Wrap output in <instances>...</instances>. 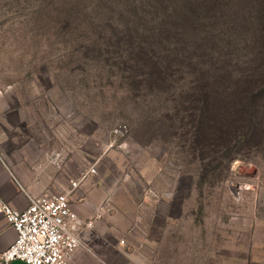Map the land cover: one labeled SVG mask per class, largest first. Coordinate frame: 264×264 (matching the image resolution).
I'll return each instance as SVG.
<instances>
[{"label": "rangeland", "instance_id": "obj_1", "mask_svg": "<svg viewBox=\"0 0 264 264\" xmlns=\"http://www.w3.org/2000/svg\"><path fill=\"white\" fill-rule=\"evenodd\" d=\"M136 1L0 0V91L33 111L23 123L42 120L21 131L51 139L58 130L66 166L77 158L79 174L93 165L102 187L121 190L128 235L174 238L162 252L177 258L190 236L256 237L264 264V150L229 162L193 151L189 104L174 109L194 78L191 63H164L157 78V63H128L118 46ZM120 123L129 128L123 146L106 148Z\"/></svg>", "mask_w": 264, "mask_h": 264}, {"label": "trees", "instance_id": "obj_2", "mask_svg": "<svg viewBox=\"0 0 264 264\" xmlns=\"http://www.w3.org/2000/svg\"><path fill=\"white\" fill-rule=\"evenodd\" d=\"M136 2L118 46L128 63H157V78L191 63L174 109L189 104L193 151L229 162L264 150V0Z\"/></svg>", "mask_w": 264, "mask_h": 264}, {"label": "crops", "instance_id": "obj_3", "mask_svg": "<svg viewBox=\"0 0 264 264\" xmlns=\"http://www.w3.org/2000/svg\"><path fill=\"white\" fill-rule=\"evenodd\" d=\"M23 112L31 115L33 111L17 108L15 92L0 91V197L12 209L22 211L28 206L29 197L59 192L69 187L70 180H79L70 203L79 219L77 233L82 245L65 264H162V259L166 262L163 264H241L242 260L256 264V237L190 236L183 256L177 258L175 250L162 252L164 240L173 244L174 238L143 231L128 235L129 220L122 213L128 208L120 198L121 190L102 187L95 175L81 179L82 174L74 167L77 158L73 157V164L66 166L69 162L58 130L51 139L39 130L21 131L22 127L42 122L30 118L23 123ZM15 237L12 225L0 215V251ZM225 249L231 257H226ZM247 250L249 257L242 259V252ZM8 264L26 263L13 260Z\"/></svg>", "mask_w": 264, "mask_h": 264}, {"label": "built area", "instance_id": "obj_4", "mask_svg": "<svg viewBox=\"0 0 264 264\" xmlns=\"http://www.w3.org/2000/svg\"><path fill=\"white\" fill-rule=\"evenodd\" d=\"M129 128L120 123L109 133L106 148L122 147L118 142L127 137ZM92 165L82 173L95 175ZM79 180H70L69 187L52 194L29 197L28 206L17 211L0 197V215L12 225L16 232L14 241L0 251V264L20 260L26 264H65L74 251L82 245L77 233L79 219L70 203L71 193Z\"/></svg>", "mask_w": 264, "mask_h": 264}]
</instances>
